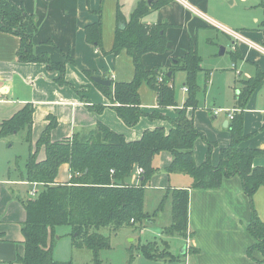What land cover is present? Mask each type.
<instances>
[{
    "label": "trees",
    "instance_id": "obj_1",
    "mask_svg": "<svg viewBox=\"0 0 264 264\" xmlns=\"http://www.w3.org/2000/svg\"><path fill=\"white\" fill-rule=\"evenodd\" d=\"M170 1L154 0L149 4L148 0H140L129 18H126L120 4H117L116 29L110 53L117 56L126 50L133 61L134 77L119 82L107 77L112 80L109 87L96 83L127 126H136L142 117L152 122H163L144 129L136 139H129L125 133L99 121L94 128L54 141L51 132L58 120L50 115L48 124L35 143L32 135L33 105L27 103L14 116L0 123V136L25 131V140L30 147L26 180L43 184L39 195L30 199L26 205L27 215L22 223L25 249L17 258L22 264H57L54 260L55 243L59 228L64 226L70 228L72 247L90 250L93 263L102 264L100 255L103 250L111 248L112 233L125 227L142 229L154 220L153 215L145 211V188L158 172L154 161L162 152H170L172 157L167 172L192 175L195 187L219 188L225 177L239 175L245 193L253 200L258 188L264 186V166L254 165V159L264 154V149L241 146L248 136L244 131L243 111H236L230 121L231 140L221 148L218 164L211 160L214 143L209 140L206 159L202 163L195 160V142L198 137L205 138L204 132L195 124L194 115L198 108L197 91L200 88L197 75L203 70L197 40L190 41L182 57L172 58L167 69L146 67L144 54L166 50L168 24L149 25L143 19L152 10ZM98 14V19L86 26V40L106 53L103 49L101 11ZM37 30L35 16L29 14L22 4L14 0H0V32H11L19 36L21 43L17 53L18 61L44 62L50 71L59 72V77L55 78L57 83L69 84L64 76L65 62H55L47 53H35L34 35ZM178 70L187 74L185 84L188 96L182 106L175 98L174 75ZM85 72L89 76L93 75L89 70ZM169 72L171 75H168ZM263 78L264 73L258 70L254 77L241 81L242 87L236 95V107L240 110L245 107ZM143 82H147L155 92L159 109L149 111L142 107L139 89ZM88 107L100 113L106 105ZM164 108H172L174 115L168 116L162 111ZM41 149L45 151L43 158H39ZM63 164L69 165L71 177L66 182H58L59 169ZM138 169L142 172L137 175L135 182H130ZM168 197L172 200L173 221L164 231L173 235L188 228L190 191L187 188L168 189L154 215L163 208ZM246 230L255 239L254 244L248 248V256L264 264V221L254 207ZM0 240H5L3 233H0ZM165 243L166 248H169L168 241ZM158 247L157 241H147L140 245L142 253L151 259H156ZM256 250L261 252V259L254 257ZM194 253H197V248ZM159 257L177 260V256L169 249L166 255ZM65 264H72V261Z\"/></svg>",
    "mask_w": 264,
    "mask_h": 264
},
{
    "label": "crops",
    "instance_id": "obj_2",
    "mask_svg": "<svg viewBox=\"0 0 264 264\" xmlns=\"http://www.w3.org/2000/svg\"><path fill=\"white\" fill-rule=\"evenodd\" d=\"M14 1L22 3L24 6L27 3V12L36 18L38 30L34 35L35 53H47L51 60L65 62L67 64L65 77L69 84L60 85L57 83L54 76L59 73L50 71L44 62L18 61L17 53L21 43L19 36L11 32H0V103L5 105V113L0 123L14 116L27 103L33 105L32 135L33 143H35L48 124V116L50 115L55 116L58 120L57 126L51 132V138L54 141L71 137L75 132L84 129L94 128L99 121L125 133L129 139H136L140 137L144 129L163 122L147 120V122H143L137 131L134 129H132L134 131H129V126L118 116L117 112L110 106L111 104L107 102L109 99L101 88L95 85L96 82L91 79L93 75H99L111 77L115 82H119L129 81L134 77L133 61L130 63L131 57H129L130 60L126 61V67H123L124 63L121 61V57L119 61H116L115 57L118 55L108 57L111 55L110 51L105 50L107 53H103L86 40V26L98 19L99 14L95 13L97 9L87 7L85 0ZM139 1H135L130 13L125 12L124 4H121L120 0H117V4H120L126 18H129ZM153 1L151 0L149 4H152ZM117 4L114 11L113 43ZM228 12L229 9H225L222 0H171L158 9L152 10L144 17L143 21L149 25L168 24L166 29L167 47L164 52H168L171 61L166 66H153L148 67V69L154 67L167 69L172 62V58L182 57L187 52L191 40H198L199 28L211 27L216 30H223L232 38H235L233 41L235 56L237 57L239 52L240 56L238 57L253 66L256 70L255 75L258 70L264 73V19L261 21V26L255 31L249 29L239 31L228 27L227 24L218 19V16L223 17V13ZM101 16L103 19V15ZM256 21L260 22L259 18H256ZM233 31L240 36L236 37ZM197 46L199 52L198 41ZM108 47H110V44H108ZM164 52L144 54L145 65L147 63L146 57H156L155 55H161ZM66 59L73 65L66 63ZM86 70L93 72V75H87ZM74 73H76L77 80L72 78ZM207 75H209V72ZM255 75L243 76L238 73L235 80L242 85V80ZM81 87L86 88L87 94V88L91 92L99 93V99L92 101L87 98L88 96L82 99ZM241 87L237 86L233 106L235 112L236 110L243 111L244 131L248 134L242 141L241 146L264 149V78L250 95L245 107L240 110L236 107V95ZM7 95H15L18 100L8 98ZM96 102L106 105L101 113L88 108L89 105H94L93 103ZM145 105L147 104L142 103L143 108ZM150 106L154 107L151 110L159 109L157 102ZM80 107H87L89 112L92 113L90 116L87 115V118H81L83 119L81 122L77 119V110ZM166 109L172 110V108ZM113 110L116 117L108 114H114ZM221 111H224V109H215L214 118L217 119V115ZM231 112L228 111V117L221 119L223 123L221 127L226 131H217L221 135L220 139H210L212 142H216L211 154L214 164L219 162L221 148L227 146L231 140V134L228 131L230 121L234 118H230ZM107 114L109 117H107ZM65 117H69L67 121L70 122V128L66 127L65 131L62 132L59 129L60 121ZM226 121H228L227 125H225ZM195 124L198 129L202 130L196 121V116ZM207 152L208 145L201 142L196 143V162L202 163L207 157ZM44 156L45 151L41 149L39 158ZM171 160L170 152H162L156 157L154 163L158 167V172L153 176L152 182L148 186H154L159 190H166V192L170 188L189 189L188 228L192 233L191 243L197 248V253L193 254L194 264H260L248 256V248L254 244L255 239L247 232L246 226L251 221L253 207L257 210L260 219L264 221V186L258 188L253 200H250L245 193L239 175L225 177L219 188L195 187L192 175L184 172L171 174L167 172L166 169ZM157 161L160 164L159 166ZM254 165L264 166V154L254 159ZM25 174L26 172L19 169L17 164L12 165L11 160L4 166L0 165V233H3L5 239L0 240V264H22L17 258L25 249L22 223L27 215L26 205L30 199L35 198L31 194L34 190L32 187H39L40 185L26 180ZM70 177L69 165L63 164L59 169L57 181L66 182ZM134 178L135 176L130 179V182H133ZM42 190H36V192ZM64 228H66V231L68 230L67 232H70V228L67 226L59 228V238L62 235L61 229ZM253 254L256 259L262 258L261 252L257 250ZM187 258H191L190 255Z\"/></svg>",
    "mask_w": 264,
    "mask_h": 264
},
{
    "label": "rangeland",
    "instance_id": "obj_3",
    "mask_svg": "<svg viewBox=\"0 0 264 264\" xmlns=\"http://www.w3.org/2000/svg\"><path fill=\"white\" fill-rule=\"evenodd\" d=\"M135 1L137 0H120V3L124 4L125 12L130 13ZM223 2L225 9H229V12L223 13V17L218 16V19L227 24L228 27L239 31L248 29L255 31L261 26V21L264 19V0H222V3ZM85 4L87 7L90 6L92 9H97V12H95L97 14L98 11H101V15H103L102 26L104 50L111 51V44L113 47L112 32L115 22L114 11L117 0H85ZM26 6L27 3H25L24 8H26ZM256 18H259L260 22H257ZM197 38L199 52L202 57L201 66L203 67V70H201L197 75V83L200 88L197 91L198 108L195 111V116L198 125H200V128L203 131H205V138L198 137L195 144L201 142L207 145V140L211 141V138L213 140L220 139L221 135H219L217 132L218 130L221 132H223V130L226 131V129L221 127V125H223L221 119L228 117V111L230 112L234 110L233 106L235 91H237V86H242L235 80L238 73L242 74L243 76L248 74L255 75L256 70L253 68V66L249 65L238 57L240 56L239 52L237 56L238 58L234 59V57H236L233 49V41L235 38H232L223 30H216L215 28L211 27L199 28ZM108 44H110V47H108ZM222 48H224V53H221ZM155 56L156 57H146L147 68L153 66H166V64H169L171 61L168 52H164L161 55ZM108 57L115 56L111 54ZM120 57L121 61L124 63L123 67H126V61L131 59L129 58V54L127 51H122L117 57H115L116 61H119ZM66 63L73 65V63H71L68 59H66ZM130 63H132V60H130ZM208 72L209 75H207ZM66 74L67 73L65 70L64 76H66ZM75 76L76 73H74L72 76L73 80H77ZM54 77H59V74L56 73ZM186 77L187 74L183 70L176 71L174 75L175 98L179 105H183L185 98L188 96V91L185 90V88H187V85L185 84ZM65 80L67 81L66 77ZM22 87L24 88V86ZM87 91L88 94L86 92V88L81 87V96L84 98L88 96L87 98L92 101H96L97 98L99 99V93L91 92L88 90V88ZM140 93L142 103L147 104L144 106L145 110L150 111L151 108H154L150 105L157 102L154 91L150 88L147 82H143L140 86ZM7 96L8 98L11 97L14 100H18L15 95ZM107 102L110 103L109 100ZM93 104L99 105L101 103L96 102ZM4 107L5 105L0 103V120L5 113ZM219 108H223L224 111H221L219 115H217L216 119L214 118V111L215 109ZM162 111H164L168 116L174 115V110L164 108ZM108 114L116 117L115 111L114 114ZM108 114L107 117H109ZM87 115H92L87 107H80L77 110L78 121L81 122L83 120L81 118H87ZM68 119L69 117H65V119L60 121L61 125L59 124V129L62 132L65 131L64 129L66 127L70 128V122L68 123L67 121ZM147 120H149V118L142 117L140 120L142 122H139L135 127H128L129 131H137L143 122H147ZM157 121L160 122V120H156V122ZM228 131L230 132L229 128ZM214 145H216V142ZM29 152L30 147L25 140V131H14L8 135L0 136V165L4 166L5 164H8L9 160H11L12 165L15 166V164H17L19 169H22L24 172H26V164ZM157 165H160L158 161ZM133 182H135V178ZM151 182L152 180L150 183ZM38 184H40L39 187H32V189L37 191L40 189L42 190L43 184ZM39 193L40 192H38L35 197H37ZM166 194V190L162 191L159 190V188H155L154 186H146L145 211L148 213V215H153L154 220L150 223L148 222L142 229L125 227L117 232L112 233L111 248L103 250L100 255L102 264H194L193 254L196 250V247L191 243L190 238L192 233L190 232L189 228L184 229L182 232L173 233V235L167 234L164 231L172 224L173 221L171 197L165 199L163 208L154 215L155 210L164 200ZM67 231L66 228L63 230L61 229L62 235L59 239L57 238L55 243L54 260L58 262L57 264H65L70 260L72 261V264H94L93 255L90 250L86 248H72L71 235L70 232ZM147 241L158 242L159 250L156 253V259H151L142 253L140 245L146 243ZM165 241H168L170 244L169 248H166ZM184 248H186V252H182ZM168 249L172 254L177 256V260L171 261L159 257V255H166ZM188 255H190L191 258H187Z\"/></svg>",
    "mask_w": 264,
    "mask_h": 264
},
{
    "label": "water",
    "instance_id": "obj_4",
    "mask_svg": "<svg viewBox=\"0 0 264 264\" xmlns=\"http://www.w3.org/2000/svg\"><path fill=\"white\" fill-rule=\"evenodd\" d=\"M149 3H151V0H149ZM224 52V48L221 49V53ZM168 75H171V72L168 73ZM91 79L96 82V83H99L101 85H104V86H111L112 85V80L109 79V78H104L102 76H99V75H93L91 77ZM228 121L225 122V125H227ZM57 238H59V236H57ZM182 252H186V248L183 249Z\"/></svg>",
    "mask_w": 264,
    "mask_h": 264
},
{
    "label": "built area",
    "instance_id": "obj_5",
    "mask_svg": "<svg viewBox=\"0 0 264 264\" xmlns=\"http://www.w3.org/2000/svg\"><path fill=\"white\" fill-rule=\"evenodd\" d=\"M233 34H234L236 37H239V36H240L238 33L234 32V31H233ZM252 46H253V45H252ZM160 80H162V78H160ZM185 90H187V88H185ZM236 111H237V110H236ZM234 112H235V110H233V111L230 113V118H233V117H234ZM216 113H218V111H216ZM141 172H142V170H141V169H138V170L136 171V174L134 175L135 178H136L137 175H138L139 173H141ZM31 194H32L33 196H36V195H37L36 190H33V191L31 192ZM132 221H133V220H132Z\"/></svg>",
    "mask_w": 264,
    "mask_h": 264
}]
</instances>
